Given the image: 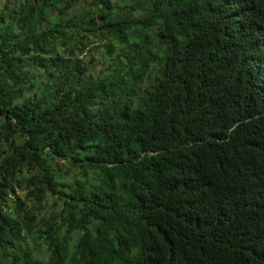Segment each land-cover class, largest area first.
Instances as JSON below:
<instances>
[{
	"label": "trees",
	"instance_id": "trees-1",
	"mask_svg": "<svg viewBox=\"0 0 264 264\" xmlns=\"http://www.w3.org/2000/svg\"><path fill=\"white\" fill-rule=\"evenodd\" d=\"M0 264H264V0H0Z\"/></svg>",
	"mask_w": 264,
	"mask_h": 264
},
{
	"label": "rangeland",
	"instance_id": "rangeland-1",
	"mask_svg": "<svg viewBox=\"0 0 264 264\" xmlns=\"http://www.w3.org/2000/svg\"><path fill=\"white\" fill-rule=\"evenodd\" d=\"M90 47L92 48V50H90L89 53L94 52L96 49L101 50V43H97V41L95 40L91 45L88 46V48Z\"/></svg>",
	"mask_w": 264,
	"mask_h": 264
}]
</instances>
